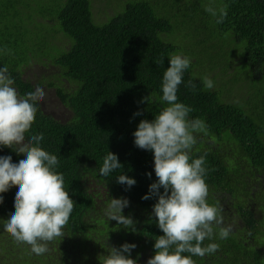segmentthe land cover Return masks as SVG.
<instances>
[{
  "label": "trees",
  "instance_id": "16d2710c",
  "mask_svg": "<svg viewBox=\"0 0 264 264\" xmlns=\"http://www.w3.org/2000/svg\"><path fill=\"white\" fill-rule=\"evenodd\" d=\"M207 5L226 6L221 23ZM51 35H58L60 47ZM171 54L191 61L178 102L206 131L196 134L190 155L205 158L207 200L232 227L228 238L204 241L217 243L216 253L193 260L264 264V0H0V68H8L20 96L52 89L70 117L61 122L45 99L39 101L25 136L43 133L40 146L58 157L55 170L74 200L64 235L36 255L3 230L18 189L0 194V264H100L99 256L124 243L136 244L131 258L147 264L163 233L151 215L157 198L142 197L157 178L153 153L137 148L132 134L164 106L161 85ZM32 67L30 80L25 76ZM205 76L214 81L210 90ZM189 80L194 91L186 87ZM109 151L123 167L105 177L99 168ZM6 155L14 163L24 159L0 148ZM124 174L137 181L128 190L117 183ZM121 197L130 201L123 214L135 222L127 228L105 215L111 198Z\"/></svg>",
  "mask_w": 264,
  "mask_h": 264
},
{
  "label": "clouds",
  "instance_id": "9594fccd",
  "mask_svg": "<svg viewBox=\"0 0 264 264\" xmlns=\"http://www.w3.org/2000/svg\"><path fill=\"white\" fill-rule=\"evenodd\" d=\"M205 11L218 16L217 23L227 15L226 6L217 10L207 5ZM168 58L170 66L163 73L161 85L160 103L164 106L153 120H141L132 134L137 148L153 153L157 178L150 184L148 194L142 197L144 200L157 198L151 215L163 233L155 239L156 251L147 264H195L193 257L203 258L219 249L217 243L205 245L204 241L226 239L232 227L224 225L222 209L207 200L209 187L205 177L209 170L205 167V158L193 159L190 155L197 144L196 134L206 131L205 122L189 119L192 109L178 102L179 86L191 61L181 54H171ZM202 83L206 89L214 87V81L207 76L202 78ZM13 85L8 68H0V148H10L24 156L18 163L13 162L11 155L0 156V194L13 187L18 189L15 211L4 220L3 230L15 241L30 245L32 253L43 255L49 250V242L64 235L63 228L74 210V200L65 190L63 174L55 170L58 157L40 146L43 133L32 135L26 141L25 134L36 118V105L45 99L44 89L37 87L20 96ZM186 87L194 91L196 85L189 80ZM142 102L149 103V97ZM140 115L143 110L134 113V116ZM122 167L118 155L109 151L99 173L106 177ZM147 176L151 178L152 173ZM117 183L126 185L128 190L137 181L124 174L117 177ZM3 202L4 196L0 195V204ZM129 205L127 198H111L105 215L126 228L132 226L135 223L132 217L123 214ZM136 247L130 243L111 247L107 255L98 259L100 264H137L131 258Z\"/></svg>",
  "mask_w": 264,
  "mask_h": 264
},
{
  "label": "rangeland",
  "instance_id": "374dc122",
  "mask_svg": "<svg viewBox=\"0 0 264 264\" xmlns=\"http://www.w3.org/2000/svg\"><path fill=\"white\" fill-rule=\"evenodd\" d=\"M58 35L56 36H53L51 35V38L54 39V47H60L61 45V40L60 38L57 37ZM51 55V54H50ZM34 74H35V69L32 67L26 74V78L27 79H30V80H33L34 78ZM51 76V75H50ZM53 80L55 77H51ZM46 85V84H45ZM47 87V86H46ZM257 89H255L254 91H256ZM46 97H45V102H44V105L45 107L48 109H50V113H53L56 115V117L61 121V122H67L69 121L70 117L66 114L63 113V108L61 106H57V101L53 99L54 97V93H53V90L52 89H48L46 90ZM254 95V99L255 100H258V95L255 93L253 94Z\"/></svg>",
  "mask_w": 264,
  "mask_h": 264
}]
</instances>
